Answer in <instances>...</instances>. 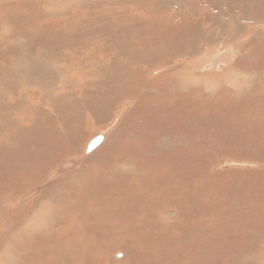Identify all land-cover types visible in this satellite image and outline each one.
Listing matches in <instances>:
<instances>
[{"label":"bare ground","instance_id":"bare-ground-1","mask_svg":"<svg viewBox=\"0 0 264 264\" xmlns=\"http://www.w3.org/2000/svg\"><path fill=\"white\" fill-rule=\"evenodd\" d=\"M6 1L0 0V14L6 9L22 14L24 28L30 34L25 38L29 43L39 40L41 47L35 56H41V59L47 56L53 39L49 31L53 27L63 30L76 25L72 21L74 16L60 4L56 5V10L44 12L36 10V2L31 7L19 1ZM143 5L140 3V8H145ZM111 11L105 9L97 13L106 18L110 17ZM138 13L136 20L129 18L126 24L139 27L135 29L141 34L139 44L142 45L147 36L154 41L153 46L164 39L176 38L166 32L179 26L185 16L177 12L166 17L161 13H150L146 8ZM142 18L147 21H141ZM117 19L124 23L123 19ZM144 47L152 45L147 43ZM107 51L115 53L111 49ZM249 51L255 56L253 59H243L244 62L235 63L234 68L229 65L226 72L225 69L222 74L214 76V81L210 80L216 88L214 99L205 93L210 87L206 77L203 85H191L190 73L169 69L172 67L166 63L167 56L162 60L165 55H154L153 64L144 66L148 59L127 61L125 53L121 57L115 54L110 66L121 60V68L114 75V78L119 76L114 79L116 85L124 93L121 97H128L122 98L123 101H134L104 145L86 158L80 156L78 147L81 139L79 121H63L60 127L57 117L51 120L43 150L24 148L25 142L16 145L13 143L16 135L2 133V227L5 219H11L21 232H25L32 218L39 219L34 207L25 203L24 208L18 203H23L28 192L36 196L39 191L36 186L40 181L50 180L54 172L50 185L55 183L61 187L69 179L75 180L79 188L76 190L78 194L71 192L69 195L72 203L78 200L80 203L67 208L66 213H60L57 230H54L59 235L69 234L70 240L74 237L84 240L81 249L76 243L69 245L72 252H79L71 255L67 264L75 261L80 264H123L115 261V255L120 252L121 258L126 259L124 264H209L212 253L230 256L238 252L236 250L241 247L243 239L264 233V92L258 91L259 86L252 85L249 95L242 98L245 101H234L230 99L228 89L225 90L229 83L228 74H239L236 70L242 66H253V73H246L250 76L255 70L262 72L256 81H264V44L252 46ZM7 55L25 57L26 52L9 50ZM160 69L165 70L160 73ZM179 83L187 86L185 92L177 88ZM221 95L225 98L219 101L222 103L219 107L221 103L217 102ZM105 106L106 102H103L100 107ZM6 136L10 137L9 141ZM245 148L248 151L243 155ZM85 150L89 151L88 148ZM223 156L231 162L235 159L244 162L246 156L245 162L253 168L215 171L219 158ZM60 175L62 178L56 179ZM45 201L50 199L44 192L40 207ZM82 202L89 206L84 208ZM65 217L68 222L60 226ZM0 231L3 233L0 244L7 240L6 244L10 241L6 238L9 232ZM26 247L27 243L24 244ZM41 253L46 256L48 251L44 249Z\"/></svg>","mask_w":264,"mask_h":264},{"label":"rangeland","instance_id":"rangeland-1","mask_svg":"<svg viewBox=\"0 0 264 264\" xmlns=\"http://www.w3.org/2000/svg\"><path fill=\"white\" fill-rule=\"evenodd\" d=\"M2 1L7 2L6 0ZM12 1L26 3L31 7L36 2V5L38 4L35 7L36 10L42 9L44 12L56 10V5L60 4L59 6H63L65 11L74 16L72 21L76 25L63 30L53 27L49 31L53 39L46 53L47 56H44L45 59L43 57L41 59V56H35L40 51L39 40L29 43L25 38V35L30 34L24 28L22 14H18L14 10L7 11V9L6 12L0 14V137L2 133L13 134L16 135V141L12 142L16 145L25 142L23 146L26 147L24 148L43 150L47 141L45 134L49 130L51 120H56L57 117L60 127L63 121L66 123L79 121L78 129L81 130V139L78 140V147L82 158L90 156L104 145L110 134L118 128L134 101V99L123 101L122 98L128 97H121L124 93L116 85L114 79L119 76L114 78V75L121 68V60L115 66H110L115 54L121 57L125 53L127 61L148 59L143 63L144 66L153 64L151 61L154 59L152 58L154 55H165L162 60L167 56L166 63L172 67L169 69L184 70L190 73L191 85H203L204 77H206L207 85L210 87L206 89L207 91L205 90V93L210 94V97L214 99L216 88L213 83H210V80L214 81V76L222 74L225 69L226 72V67L229 65L234 68L235 63L244 62L243 59H253L255 56L250 53V47L264 44V0ZM52 2L53 4H49ZM142 2L143 6L153 14L161 13L167 17V15H176L177 12H180L185 15L179 26L172 27L170 31L166 32L167 35H174L176 38L164 39L163 42L157 43L155 46H153L154 41L149 40L147 36L142 45L137 42L141 34L139 30L135 29H139V27L136 25L127 26L126 23L129 18L139 17L138 10H145L143 7L140 8ZM94 5H96L95 8L91 7ZM104 8L108 11L112 10L110 17L105 18V15L97 13L98 10H105ZM72 11H76L77 15ZM117 18L123 19L125 24ZM93 19H102L103 21H93ZM146 19L140 20L145 21ZM187 20L191 22H187ZM147 43H150L152 47H144ZM107 49L114 50L115 53L109 52ZM9 50L24 51L26 56L13 58L17 55H7ZM193 50L195 53H192ZM171 51H174L173 54H170ZM186 53L194 55L189 56ZM256 58L260 59L258 56ZM173 63H177V65ZM17 67L18 70H15ZM252 68L253 66H242L236 70L239 74H228L229 83L225 90L228 89L230 99L235 101V99L241 100L243 97H247L251 92L252 85L259 86L258 91L264 92V87H262L264 81H256L257 75H261L262 72L255 70V74L250 76L248 74L253 73ZM106 69L108 70L105 72ZM164 70L160 69V73ZM63 82L65 84H62ZM184 87L187 86L179 83L177 88L185 92L187 88ZM220 97L217 104L225 98L222 95ZM245 100V98L242 99V101ZM103 102H106V108L100 107ZM221 105L222 103L218 106ZM74 131L75 129L72 130L73 135ZM62 132L65 130L62 129ZM5 138L9 141L10 137L6 136ZM94 139H99V142L89 149L87 145ZM87 148L89 151L86 152ZM219 159L215 167V171L218 172L219 170L222 172H231L232 170L233 172L238 169L253 168L252 165L245 162L246 156L243 158L244 162H239L236 159L231 162L225 156ZM47 175L48 173L45 176ZM54 175L53 172L50 180L39 182L36 186V189L39 190L36 196L33 195V192H28L23 198V203H18V205L29 204L38 212L36 216L39 219L32 218L27 224L25 232H21L11 219H5L3 227L0 220V230L8 231L9 234L6 238L10 240L6 244L4 243L7 240L0 244H4L0 248V264H67L70 256H75L79 252H72L73 248L69 245L76 243L77 248H80L84 240L75 239V237L74 240H70L69 234L59 235L57 231H54L57 230L56 224L61 218L60 213H66L67 208L71 209L80 203L79 200L72 203L69 195L71 192L76 193V190L79 189L78 184L75 180L73 183L68 179L67 183L61 187L56 186L55 183L50 185ZM59 177L62 178V175L55 178L59 179ZM73 184L75 186L71 188ZM44 192L49 195L50 201H45V204L40 207ZM28 195L33 196L29 198ZM82 204L84 208L89 206L85 202ZM3 208L0 201V209ZM67 219L68 217H65L60 226L65 225L68 222ZM80 224L81 221L78 225ZM6 225L9 227L6 228ZM52 226L55 228L52 229ZM0 236H3L1 231ZM25 243H27L26 248H24ZM240 243L241 247L236 250L239 253L235 252L230 256L220 252L219 254L212 253L209 264H264V233L252 235ZM44 249L48 251L46 256L45 253H41ZM119 254L115 255V261L124 264L126 259L123 260ZM41 255L46 258L40 257ZM80 263V261H75L73 264Z\"/></svg>","mask_w":264,"mask_h":264},{"label":"water","instance_id":"water-1","mask_svg":"<svg viewBox=\"0 0 264 264\" xmlns=\"http://www.w3.org/2000/svg\"><path fill=\"white\" fill-rule=\"evenodd\" d=\"M98 143V139H94L88 146L89 149H92Z\"/></svg>","mask_w":264,"mask_h":264}]
</instances>
